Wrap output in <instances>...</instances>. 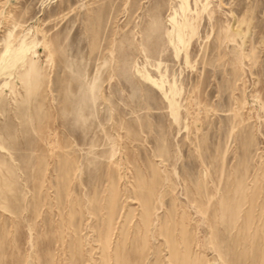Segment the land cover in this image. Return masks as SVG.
I'll return each mask as SVG.
<instances>
[{"label":"rangeland","instance_id":"374dc122","mask_svg":"<svg viewBox=\"0 0 264 264\" xmlns=\"http://www.w3.org/2000/svg\"><path fill=\"white\" fill-rule=\"evenodd\" d=\"M0 264H264V0H0Z\"/></svg>","mask_w":264,"mask_h":264}]
</instances>
